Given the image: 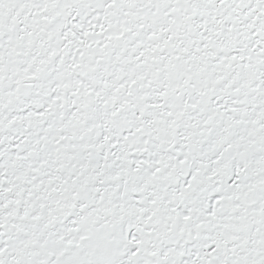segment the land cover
<instances>
[{
  "label": "snow or ice",
  "instance_id": "snow-or-ice-1",
  "mask_svg": "<svg viewBox=\"0 0 264 264\" xmlns=\"http://www.w3.org/2000/svg\"><path fill=\"white\" fill-rule=\"evenodd\" d=\"M0 264H264V0H0Z\"/></svg>",
  "mask_w": 264,
  "mask_h": 264
}]
</instances>
